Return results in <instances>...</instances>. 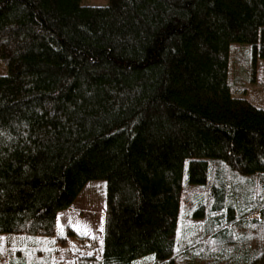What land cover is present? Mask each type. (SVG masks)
I'll return each mask as SVG.
<instances>
[{"label":"trees","instance_id":"1","mask_svg":"<svg viewBox=\"0 0 264 264\" xmlns=\"http://www.w3.org/2000/svg\"><path fill=\"white\" fill-rule=\"evenodd\" d=\"M0 62L6 264H57L96 180L73 264H264V0H0Z\"/></svg>","mask_w":264,"mask_h":264},{"label":"rangeland","instance_id":"2","mask_svg":"<svg viewBox=\"0 0 264 264\" xmlns=\"http://www.w3.org/2000/svg\"><path fill=\"white\" fill-rule=\"evenodd\" d=\"M86 4H107L109 0H83ZM0 62V67H1ZM244 79V77H243ZM244 80L239 81V86L244 84ZM248 92L252 97V94H257L255 90L261 88L260 86L249 85ZM236 94V92H235ZM239 94V93H238ZM259 105L257 102H254ZM106 196H107V183L104 180L90 181L86 184L83 191L78 196L76 202L68 209L60 213L59 223L62 228L73 225L79 226L81 232H77L78 236L72 238L73 245L67 248L61 249L57 255H55V261L57 264H73L78 256V252L96 253L99 256L102 253L103 248V236H104V221L106 214ZM248 218H260V211L253 213ZM101 228L103 229L101 231ZM86 233V234H82ZM94 237V238H93ZM0 264H6V252L4 238L0 237ZM6 256V257H5Z\"/></svg>","mask_w":264,"mask_h":264},{"label":"snow or ice","instance_id":"3","mask_svg":"<svg viewBox=\"0 0 264 264\" xmlns=\"http://www.w3.org/2000/svg\"><path fill=\"white\" fill-rule=\"evenodd\" d=\"M73 228H74L75 231H77V232H81V229H80L79 226L73 225ZM102 230H103V229L101 228V231H102ZM82 234H86V233H82ZM93 238H94V237H93ZM0 239H2V238H0ZM101 243H103V242L101 241Z\"/></svg>","mask_w":264,"mask_h":264},{"label":"crops","instance_id":"4","mask_svg":"<svg viewBox=\"0 0 264 264\" xmlns=\"http://www.w3.org/2000/svg\"><path fill=\"white\" fill-rule=\"evenodd\" d=\"M5 251H6V247H5ZM6 256H7V255H6ZM6 256H5V257H6ZM6 263H7V262H6Z\"/></svg>","mask_w":264,"mask_h":264}]
</instances>
